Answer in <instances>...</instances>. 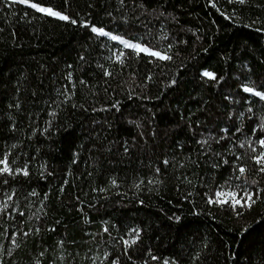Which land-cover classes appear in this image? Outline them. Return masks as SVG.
<instances>
[{
	"label": "trees",
	"instance_id": "1",
	"mask_svg": "<svg viewBox=\"0 0 264 264\" xmlns=\"http://www.w3.org/2000/svg\"><path fill=\"white\" fill-rule=\"evenodd\" d=\"M34 1L69 19L0 0V264H264V0Z\"/></svg>",
	"mask_w": 264,
	"mask_h": 264
},
{
	"label": "snow or ice",
	"instance_id": "2",
	"mask_svg": "<svg viewBox=\"0 0 264 264\" xmlns=\"http://www.w3.org/2000/svg\"><path fill=\"white\" fill-rule=\"evenodd\" d=\"M241 2H243V0H241ZM19 3L29 4V0H19ZM30 6L32 8H34V9H36L39 12L46 13V14H48L50 16H57L61 20H68L69 19L67 16L61 15L59 12H54L51 8L41 7V6H39L38 4H35V3H31ZM72 23H75V21H72ZM92 31L93 32H99L101 35H108L107 33L103 32V30H101V29L93 28ZM112 39L115 40V39H117V37L113 36ZM122 43H124L125 47L133 48L137 52H149V49H147V48H141V46L138 45V44H129L126 41H122ZM150 54L153 55V56L160 57L161 59H170V57H168V56H161V54L159 52H151ZM204 75L205 76L212 77V74L211 73H208V72H205ZM245 90L246 91H249V92L252 91V89H245ZM256 95H261V94L260 93H256ZM261 144L264 145V141H261ZM0 163H5V167L3 169H0V171L9 172V173L11 172V170L6 165V162H0ZM257 163L264 164V156H261V157L257 158ZM260 171L264 172V167H262L260 169ZM239 172H240L241 175H243L244 172H245V169L243 167H241L239 169ZM24 174L27 175V172L25 171ZM231 195H233V197L235 196V194H231ZM245 195L247 196V199L248 200H251V195L250 194L245 193ZM220 202L221 203H226L227 201H220ZM238 204L241 207L244 206L243 204H241V200H238V199H233L232 200V206L234 208Z\"/></svg>",
	"mask_w": 264,
	"mask_h": 264
},
{
	"label": "rangeland",
	"instance_id": "3",
	"mask_svg": "<svg viewBox=\"0 0 264 264\" xmlns=\"http://www.w3.org/2000/svg\"><path fill=\"white\" fill-rule=\"evenodd\" d=\"M31 3H35V4H38L39 6L41 7H46V8H51L54 12H59L61 15H65V13H63L62 11L56 9V8H53V7H49V6H45V5H42L34 0H29V4ZM101 30H103V32L107 33L108 35L107 36H110V37H117L118 40L120 41H126L128 42L129 44H138L141 46V48H147L149 49V52H159L161 55H164L163 53H161L160 51L158 50H155V49H152L150 48L149 46L145 45V44H142L138 41H134L132 39H129V38H126V37H123L121 35H118L116 33H113L112 31L106 29V28H101ZM260 93V92H259ZM262 96H264V93H261ZM231 194H235V196L233 197V195ZM216 201L221 203L220 201H227V202H230L232 204V200L233 199H238V200H241V204H246L248 205L250 203L251 200H248L247 199V196L244 194H240L236 191H231V190H226V189H223V190H220L217 195H216ZM239 205V204H238Z\"/></svg>",
	"mask_w": 264,
	"mask_h": 264
}]
</instances>
